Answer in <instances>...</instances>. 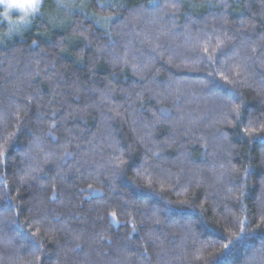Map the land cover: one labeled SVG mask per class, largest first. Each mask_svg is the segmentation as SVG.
<instances>
[{
  "label": "trees",
  "instance_id": "16d2710c",
  "mask_svg": "<svg viewBox=\"0 0 264 264\" xmlns=\"http://www.w3.org/2000/svg\"><path fill=\"white\" fill-rule=\"evenodd\" d=\"M40 2L0 22V264H264V0Z\"/></svg>",
  "mask_w": 264,
  "mask_h": 264
},
{
  "label": "clouds",
  "instance_id": "9594fccd",
  "mask_svg": "<svg viewBox=\"0 0 264 264\" xmlns=\"http://www.w3.org/2000/svg\"><path fill=\"white\" fill-rule=\"evenodd\" d=\"M39 4L32 0H0V18L7 23H16L15 17L27 20L38 11Z\"/></svg>",
  "mask_w": 264,
  "mask_h": 264
},
{
  "label": "rangeland",
  "instance_id": "374dc122",
  "mask_svg": "<svg viewBox=\"0 0 264 264\" xmlns=\"http://www.w3.org/2000/svg\"><path fill=\"white\" fill-rule=\"evenodd\" d=\"M40 7H41V2L39 3V8H38V12L40 11ZM37 15V12L34 13L32 16H30L27 20H21L18 16L15 17L14 19L16 20V23H7L5 22V20L3 18H0V22L5 23L6 25H8L10 27V31L14 32L17 29H21L22 27V31L23 29H25V27H27L30 24V21ZM21 26V27H20Z\"/></svg>",
  "mask_w": 264,
  "mask_h": 264
},
{
  "label": "snow or ice",
  "instance_id": "6c2138e0",
  "mask_svg": "<svg viewBox=\"0 0 264 264\" xmlns=\"http://www.w3.org/2000/svg\"><path fill=\"white\" fill-rule=\"evenodd\" d=\"M32 2H33L34 4H39V3H40V0H32ZM225 247H227V245H225Z\"/></svg>",
  "mask_w": 264,
  "mask_h": 264
}]
</instances>
